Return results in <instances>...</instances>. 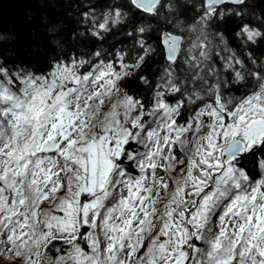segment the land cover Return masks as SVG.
Instances as JSON below:
<instances>
[{
    "label": "snow or ice",
    "instance_id": "1",
    "mask_svg": "<svg viewBox=\"0 0 264 264\" xmlns=\"http://www.w3.org/2000/svg\"><path fill=\"white\" fill-rule=\"evenodd\" d=\"M180 3L82 14L99 39L130 28L135 57L0 60V264H264V12Z\"/></svg>",
    "mask_w": 264,
    "mask_h": 264
},
{
    "label": "trees",
    "instance_id": "2",
    "mask_svg": "<svg viewBox=\"0 0 264 264\" xmlns=\"http://www.w3.org/2000/svg\"><path fill=\"white\" fill-rule=\"evenodd\" d=\"M127 0H0V60L32 66L34 70H49L50 65L62 59L65 53L87 55L102 49L109 58L123 51L128 57H135L137 45L127 34L130 28L116 27L99 39L88 33V24L83 13L87 10L99 16L109 8L126 4ZM180 3V0H177ZM257 13L264 12V0H251ZM180 14L189 17L192 9L180 3ZM163 23V22H162ZM236 23L234 19L219 22L217 28L224 32L233 44H237L231 34ZM170 25L153 24L152 31L145 39L153 46H159V38L164 28ZM55 28V31L50 29ZM63 45V46H61ZM257 57L264 56V45L252 49ZM156 65L142 68L123 83L131 95L147 96V90L139 76L147 73L151 78ZM238 94V93H237Z\"/></svg>",
    "mask_w": 264,
    "mask_h": 264
},
{
    "label": "rangeland",
    "instance_id": "3",
    "mask_svg": "<svg viewBox=\"0 0 264 264\" xmlns=\"http://www.w3.org/2000/svg\"><path fill=\"white\" fill-rule=\"evenodd\" d=\"M136 73H138V72H136ZM136 73H135V74H136Z\"/></svg>",
    "mask_w": 264,
    "mask_h": 264
},
{
    "label": "water",
    "instance_id": "4",
    "mask_svg": "<svg viewBox=\"0 0 264 264\" xmlns=\"http://www.w3.org/2000/svg\"><path fill=\"white\" fill-rule=\"evenodd\" d=\"M164 30V29H163Z\"/></svg>",
    "mask_w": 264,
    "mask_h": 264
}]
</instances>
